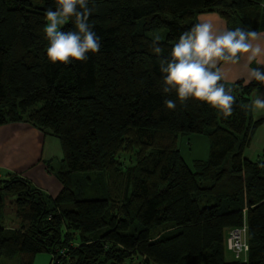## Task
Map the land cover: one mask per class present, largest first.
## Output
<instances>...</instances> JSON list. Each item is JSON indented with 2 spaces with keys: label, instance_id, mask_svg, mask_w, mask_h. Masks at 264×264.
I'll return each instance as SVG.
<instances>
[{
  "label": "trees",
  "instance_id": "16d2710c",
  "mask_svg": "<svg viewBox=\"0 0 264 264\" xmlns=\"http://www.w3.org/2000/svg\"><path fill=\"white\" fill-rule=\"evenodd\" d=\"M89 6L100 50L61 65L49 63L44 36V15L55 0H0V125L25 122L55 136L64 164L55 173L62 188L54 198L16 174L0 178V210L11 199L20 221L5 227L0 218V264H33L41 253L52 255L50 264H264V146L258 160L245 156L263 120L240 107L263 84L223 82L237 98L226 119L206 104H181L162 91L146 34L166 29L162 59L200 13H217L229 30H264V0ZM167 99L175 109L166 108ZM179 134L208 137V159L194 160L193 170L177 149ZM134 150L126 166L121 155ZM86 172H108L125 186L123 199L104 196L95 178L78 175ZM243 216L248 251L228 260L225 237Z\"/></svg>",
  "mask_w": 264,
  "mask_h": 264
},
{
  "label": "clouds",
  "instance_id": "9594fccd",
  "mask_svg": "<svg viewBox=\"0 0 264 264\" xmlns=\"http://www.w3.org/2000/svg\"><path fill=\"white\" fill-rule=\"evenodd\" d=\"M92 0H55V10L47 9L44 36L48 41L46 56L51 64L68 65L83 62L88 55L100 50V38L93 31L89 17L94 9ZM73 22L74 29L64 30V25ZM260 33L250 28L218 29L211 22H198L182 33L172 45L169 57L163 55L162 37H152L151 50L157 56L159 71L163 76L164 93L174 92L181 104L188 100L206 104L223 118L233 114L236 96L233 89L225 87V76L220 62L238 64L246 55L251 64L264 48L256 43ZM264 84V69L251 68L248 81ZM169 110L176 108V101H164ZM252 112L264 110V96H253L251 103L240 105Z\"/></svg>",
  "mask_w": 264,
  "mask_h": 264
},
{
  "label": "crops",
  "instance_id": "0c3cea01",
  "mask_svg": "<svg viewBox=\"0 0 264 264\" xmlns=\"http://www.w3.org/2000/svg\"><path fill=\"white\" fill-rule=\"evenodd\" d=\"M198 22H211L218 29L223 30L226 23L222 17L215 12H204L197 15ZM260 36L256 43L264 48V30L257 31ZM221 70L225 76L223 82L233 84L242 81L248 84V72L253 64L264 67V53L249 64L245 56H242L238 64H226L220 62ZM255 95L264 96V84ZM254 119H262L264 126V110L252 112ZM255 132V134H256ZM254 134V136H255ZM253 136L249 147L253 144ZM259 148L260 158L264 140ZM248 147V148H249ZM257 149L256 147L254 148ZM62 151L59 140L50 134H44L36 127L25 122H11L0 125V178L7 173L16 174L28 180L34 188H37L45 195L54 198L62 186L56 177V172L63 169ZM4 220H1L3 226ZM12 227V226H5ZM15 227V226H14Z\"/></svg>",
  "mask_w": 264,
  "mask_h": 264
},
{
  "label": "rangeland",
  "instance_id": "374dc122",
  "mask_svg": "<svg viewBox=\"0 0 264 264\" xmlns=\"http://www.w3.org/2000/svg\"><path fill=\"white\" fill-rule=\"evenodd\" d=\"M146 34L149 37H153L154 35L159 34L162 37V39H164L166 35V29L165 28L153 29L147 31ZM254 137L255 138L253 139L252 146L247 148L245 151V156L251 160H256L260 154L259 148L261 147V144H263L262 142L264 140V126L256 132ZM255 147L257 148L256 150L254 149ZM177 149L179 150L180 155L182 156L184 161L188 164L190 169L193 170L194 167L192 166V162L194 160L198 159L201 161H206L208 159L209 140L206 134H179L177 138ZM134 152L135 150L132 151L130 155L122 153L121 158L123 159V163L126 164V166L130 165L131 161L129 157L132 156ZM78 175L95 178L100 186V192L104 196L117 197L119 199H123L125 193L124 191L125 186L123 185L121 190L120 183L117 182V180L115 181V179L111 178L112 176L108 172L106 173L86 172ZM123 175L125 176V173H123ZM131 192H132V184L130 183L127 189V193L129 194ZM10 200L11 199H5L4 206L0 210V218L2 217V220L5 221L4 222V224H6L5 226L18 227L20 221L13 212L14 209L9 203ZM155 230L156 229H152L150 234H154ZM225 255H226V259L228 260L233 259V255L227 250L225 251ZM51 260H52V255L50 253H41L35 256L33 264H50ZM2 264H17V261L16 259L14 260L3 259ZM124 264H130V262L126 260Z\"/></svg>",
  "mask_w": 264,
  "mask_h": 264
},
{
  "label": "built area",
  "instance_id": "2783aa9c",
  "mask_svg": "<svg viewBox=\"0 0 264 264\" xmlns=\"http://www.w3.org/2000/svg\"><path fill=\"white\" fill-rule=\"evenodd\" d=\"M225 247L234 259L245 258L248 251L247 244V225L245 217L243 216L242 224L240 227L232 228L227 232L225 237ZM132 264H139L134 262Z\"/></svg>",
  "mask_w": 264,
  "mask_h": 264
},
{
  "label": "water",
  "instance_id": "95a60500",
  "mask_svg": "<svg viewBox=\"0 0 264 264\" xmlns=\"http://www.w3.org/2000/svg\"><path fill=\"white\" fill-rule=\"evenodd\" d=\"M256 92H254L252 95H251V99L253 98V96H255Z\"/></svg>",
  "mask_w": 264,
  "mask_h": 264
}]
</instances>
